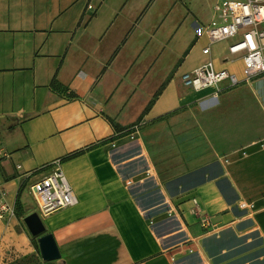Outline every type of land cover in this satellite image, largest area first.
<instances>
[{"label": "crops", "instance_id": "0c3cea01", "mask_svg": "<svg viewBox=\"0 0 264 264\" xmlns=\"http://www.w3.org/2000/svg\"><path fill=\"white\" fill-rule=\"evenodd\" d=\"M179 8L0 0V155L9 156L0 161V240L31 250L15 215L25 191L62 264H264V79L234 92L249 84L225 83L218 97L186 88L182 76L206 60L207 41L194 62V37L179 36L190 16ZM229 44L214 46L211 59L242 80L241 59L223 62ZM156 123L180 144L178 167L165 175L146 130L133 142L123 136ZM56 162L77 204L43 216L29 187Z\"/></svg>", "mask_w": 264, "mask_h": 264}, {"label": "built area", "instance_id": "2783aa9c", "mask_svg": "<svg viewBox=\"0 0 264 264\" xmlns=\"http://www.w3.org/2000/svg\"><path fill=\"white\" fill-rule=\"evenodd\" d=\"M203 38L207 41L202 49L206 60L191 72L183 74L182 82L186 88L198 93L215 90L214 95L218 97L225 83L233 89L259 79L264 75V0H219L213 10L212 20L203 29ZM228 42V57L223 62L227 64L232 62L231 59H241L242 80L227 70L217 69L211 59L212 48ZM5 158L9 156L0 155V161ZM47 172L29 187L39 213L50 216L74 207L77 199L61 170V163H54ZM194 204V213L199 216L200 224L208 230L211 228L210 219L201 215L197 201ZM253 208L247 203L240 204L242 211ZM6 211L7 206L0 202V215ZM168 216L171 218L172 212Z\"/></svg>", "mask_w": 264, "mask_h": 264}, {"label": "rangeland", "instance_id": "374dc122", "mask_svg": "<svg viewBox=\"0 0 264 264\" xmlns=\"http://www.w3.org/2000/svg\"><path fill=\"white\" fill-rule=\"evenodd\" d=\"M218 1L219 0H174L175 7H180L179 9H181L186 16H190L189 22H187L185 25L183 24L184 26H182L179 36L180 38H182L181 41L182 40L187 41L194 37V42H193L194 44L193 59L195 60L194 62L197 61V63H199L203 59L200 53V49L202 45L206 44L205 39L203 38V29L212 20L213 10L216 4L218 3ZM193 59H191L188 62L187 67L182 69L183 72L188 71V67L192 63H194ZM262 79H264V75L261 76L255 82L253 83L251 82V84L240 87L231 92L239 91L245 87L253 89V86L257 82H260L259 80ZM200 97L201 96L198 95L196 98H200ZM259 97L263 98L264 95L261 93ZM240 105L241 103H237L235 107H240ZM253 105L254 103L249 104L247 107L251 109ZM130 127L131 129L125 132L123 136L129 137V140L131 142L134 141L132 135L140 132L143 129L146 130L145 134L147 135L148 138V142H149L148 146L150 152L152 153L153 161L158 167L161 175H165L168 172L178 167V165H176V161L178 158L181 157L180 144L178 142L179 140L174 136L170 137L165 124H157V123L146 124V125L135 124ZM187 141H189L190 144H193L194 140L189 139ZM258 149L260 150L264 149V142L258 144ZM172 150L175 151L178 150L180 153L174 154ZM244 152L249 153V151H244ZM197 153L198 151L195 152V155H197ZM45 173L46 172L42 173L41 175H44ZM152 191L153 189L148 190V192H152ZM22 196L23 198H21L17 202L15 215L19 217L18 221L22 226H24V219L26 218L24 216V211L26 206L28 207L27 209L31 214L37 212V208L31 197L25 191L22 192ZM41 219L43 220L42 217ZM29 239L31 242V246H30L31 250L27 252L23 250H18L14 246L10 245V243L0 240V264H62V259L55 262H45L41 256V252L39 248V239L32 238L31 235L29 236Z\"/></svg>", "mask_w": 264, "mask_h": 264}, {"label": "water", "instance_id": "95a60500", "mask_svg": "<svg viewBox=\"0 0 264 264\" xmlns=\"http://www.w3.org/2000/svg\"><path fill=\"white\" fill-rule=\"evenodd\" d=\"M27 226L33 238L39 239L41 256L45 262H55L61 259L58 245L51 234H47L46 227L38 213H33L25 218Z\"/></svg>", "mask_w": 264, "mask_h": 264}]
</instances>
